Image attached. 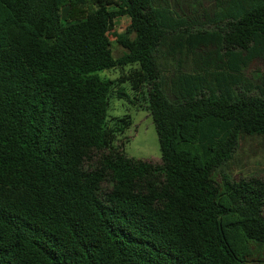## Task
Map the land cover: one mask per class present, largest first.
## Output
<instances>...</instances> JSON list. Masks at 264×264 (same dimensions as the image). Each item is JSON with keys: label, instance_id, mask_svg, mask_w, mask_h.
<instances>
[{"label": "trees", "instance_id": "16d2710c", "mask_svg": "<svg viewBox=\"0 0 264 264\" xmlns=\"http://www.w3.org/2000/svg\"><path fill=\"white\" fill-rule=\"evenodd\" d=\"M213 14L207 32L168 0H0V264H264V181L227 172L264 138V0ZM113 99L146 104L161 168L127 157Z\"/></svg>", "mask_w": 264, "mask_h": 264}, {"label": "rangeland", "instance_id": "374dc122", "mask_svg": "<svg viewBox=\"0 0 264 264\" xmlns=\"http://www.w3.org/2000/svg\"><path fill=\"white\" fill-rule=\"evenodd\" d=\"M172 10L186 19L188 22L197 23L195 30L213 32L216 25L209 19L215 12V0H168ZM69 8L62 11L63 24L77 23L85 19L84 13L69 15ZM130 27L129 17H122L116 21L115 31L110 40L113 55L116 59L121 58L126 50L117 43V37L125 35ZM133 38L134 35H130ZM124 72L121 69L105 71L99 75L112 80H117ZM264 74V60H257L246 70V76L253 84L257 83L258 77ZM128 89L129 86L125 85ZM111 117H123L130 115L132 125L125 135L120 138L125 144L127 157L132 160L146 162L155 168H161V150L158 134L153 123L151 114L144 102L132 105L124 100L113 99L111 104ZM231 178L237 182L257 178L264 181V138L247 137L240 142L234 158L227 170Z\"/></svg>", "mask_w": 264, "mask_h": 264}]
</instances>
